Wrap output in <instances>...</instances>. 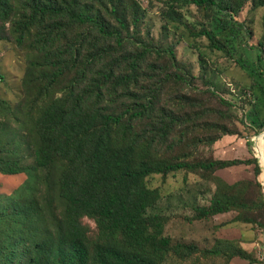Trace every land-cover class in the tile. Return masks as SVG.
Wrapping results in <instances>:
<instances>
[{
  "label": "rangeland",
  "instance_id": "1",
  "mask_svg": "<svg viewBox=\"0 0 264 264\" xmlns=\"http://www.w3.org/2000/svg\"><path fill=\"white\" fill-rule=\"evenodd\" d=\"M233 1L235 6L238 0ZM12 2L16 12L7 22L0 17V100L11 109L20 106L23 114L39 97L43 106L69 92L81 78L80 70L89 67L80 90L100 82L104 86L99 104L103 110L121 112L136 101L150 105L144 120L136 124L148 138H155L159 159L233 165L209 174L181 170L145 178L147 188L160 192L161 202L154 213L165 219V235L173 244L195 248L192 254L183 249L182 255L171 256L166 264H264L261 0H245L234 10V19L225 12L214 15L215 9L189 4L179 7V19L173 22L162 14L166 6L155 0L152 4L149 0H82L79 9L87 5L83 10L97 16L106 30L120 33L125 40L122 45L98 35L89 25L69 26L67 21L54 30L58 40L45 42L44 36L60 22L49 17L33 26L32 35L20 45L16 22L25 16L27 0ZM215 16L227 19L230 25L209 39L200 31H212ZM142 45L148 48L147 54L136 60L134 68L129 67ZM70 47L80 54L65 52ZM53 62L66 65L51 82L50 74L57 72ZM183 72L186 79L180 80L177 76ZM130 73L133 77L123 91L120 76ZM102 74L109 78L103 79ZM43 87H50V95L40 94ZM16 127L11 113L0 105V129ZM13 138V131L7 136L2 133L0 142L6 145ZM23 154L26 161H33L26 149ZM23 181L0 174V194L10 193ZM220 197H228L235 211L199 218V209L211 207ZM80 222L88 240L94 241L98 236L94 221L82 218ZM235 252L241 255L235 256Z\"/></svg>",
  "mask_w": 264,
  "mask_h": 264
},
{
  "label": "trees",
  "instance_id": "2",
  "mask_svg": "<svg viewBox=\"0 0 264 264\" xmlns=\"http://www.w3.org/2000/svg\"><path fill=\"white\" fill-rule=\"evenodd\" d=\"M81 1L27 0L25 16L16 22L18 43L23 45L32 35L33 26L49 17L60 22L44 36L45 42L58 40L54 30H60L67 21L69 26L89 25L98 35L113 38L117 45L124 44L119 32L106 30L97 16L83 10L87 5L79 9ZM155 1L166 6L162 14L173 22L179 19V7L189 4L215 9L214 15L225 12L234 19V10L245 0H238L235 6L233 0ZM14 12L12 0H0V17L4 21ZM213 20L217 22L213 21L212 31H200L209 39L230 25V21L217 16ZM142 47L129 67L134 68L136 60L147 54L146 45ZM65 52L80 54L79 49L72 47ZM171 59L174 61V56ZM51 65L57 68L50 74L53 82L66 64ZM88 70L89 67L80 70L81 78L70 86L69 92L43 106L39 105V97L23 114L20 106L11 109L0 100L18 124L12 130L0 129V135L7 136L11 131L14 134L8 144L0 142V174L24 178L10 193L0 194V264H166L171 256L182 255L183 249L192 254L195 248L173 244L165 235L166 221L154 213L161 202L160 192L147 188L144 180L152 174L181 170L209 174L233 166L226 162L191 165L159 159L155 155V138H148L147 132L136 124L144 120L150 105L136 101L121 112L103 110L99 106L104 95L100 82L80 90ZM102 77L109 78L107 74ZM132 77L133 73L120 76L118 84L123 91L128 89ZM185 77L184 72L177 76L180 80ZM49 89L43 87L40 94L50 95ZM260 126L264 127V121ZM24 149L32 162L26 161ZM260 177L264 191V168ZM233 205L228 197L217 198L211 207L199 209V218L234 212ZM261 206L264 208V198ZM82 218L93 220L98 228V236L92 242L81 225Z\"/></svg>",
  "mask_w": 264,
  "mask_h": 264
},
{
  "label": "bare ground",
  "instance_id": "3",
  "mask_svg": "<svg viewBox=\"0 0 264 264\" xmlns=\"http://www.w3.org/2000/svg\"><path fill=\"white\" fill-rule=\"evenodd\" d=\"M259 156H260V153L258 152Z\"/></svg>",
  "mask_w": 264,
  "mask_h": 264
},
{
  "label": "water",
  "instance_id": "4",
  "mask_svg": "<svg viewBox=\"0 0 264 264\" xmlns=\"http://www.w3.org/2000/svg\"><path fill=\"white\" fill-rule=\"evenodd\" d=\"M262 168H264V165L262 166Z\"/></svg>",
  "mask_w": 264,
  "mask_h": 264
}]
</instances>
